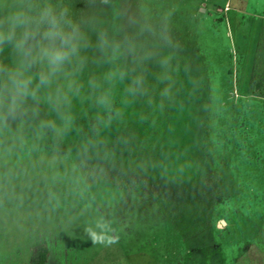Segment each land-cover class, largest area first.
I'll list each match as a JSON object with an SVG mask.
<instances>
[{
  "label": "rangeland",
  "instance_id": "obj_1",
  "mask_svg": "<svg viewBox=\"0 0 264 264\" xmlns=\"http://www.w3.org/2000/svg\"><path fill=\"white\" fill-rule=\"evenodd\" d=\"M141 4L156 26L170 13L171 46L127 23ZM96 13L153 58L86 53L63 135L41 127H64L46 92L0 135V264H30L41 244L48 264H264V0H113ZM117 69L128 76L108 83ZM90 80L110 90V122ZM88 228L118 242L93 244Z\"/></svg>",
  "mask_w": 264,
  "mask_h": 264
},
{
  "label": "clouds",
  "instance_id": "obj_2",
  "mask_svg": "<svg viewBox=\"0 0 264 264\" xmlns=\"http://www.w3.org/2000/svg\"><path fill=\"white\" fill-rule=\"evenodd\" d=\"M113 0H0V135L10 130L11 124L23 120L29 113L39 114L42 92L56 112L64 127L55 121H45L41 127L61 136L66 131L71 117L65 109L71 104V94H78L82 85L76 79L86 67L88 52L99 53L98 58L113 62L125 53L140 61L153 58V52L138 46L127 35L116 40L106 28L96 9L111 6ZM78 5H83L78 7ZM140 17L125 10L129 25H138V35L147 33L161 45L171 46L172 39L167 28L166 14L160 26L151 22L143 4L139 6ZM95 35L93 42L91 35ZM7 52V62L4 54ZM142 53V55H141ZM167 68L168 59L159 61ZM128 72L117 69L105 76L108 83L124 80ZM63 79L65 86L59 85ZM89 86L98 91L96 104L109 113L111 121L112 99L108 89H100L95 80ZM145 90L143 75H136L127 88L130 95L142 94ZM165 88L162 96H168ZM31 102V103H29ZM105 123L103 117H98ZM93 244L112 245L118 236L110 235V228L99 231L86 229Z\"/></svg>",
  "mask_w": 264,
  "mask_h": 264
},
{
  "label": "trees",
  "instance_id": "obj_3",
  "mask_svg": "<svg viewBox=\"0 0 264 264\" xmlns=\"http://www.w3.org/2000/svg\"><path fill=\"white\" fill-rule=\"evenodd\" d=\"M257 90L260 91V88ZM49 256L50 252L48 246L46 244H41L34 248L30 264H48Z\"/></svg>",
  "mask_w": 264,
  "mask_h": 264
}]
</instances>
